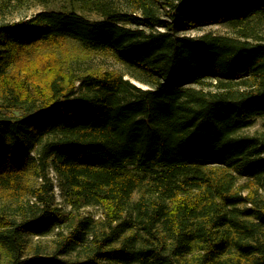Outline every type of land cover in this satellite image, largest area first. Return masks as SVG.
<instances>
[{
    "label": "trees",
    "instance_id": "obj_1",
    "mask_svg": "<svg viewBox=\"0 0 264 264\" xmlns=\"http://www.w3.org/2000/svg\"><path fill=\"white\" fill-rule=\"evenodd\" d=\"M114 1L0 23V264H264V0Z\"/></svg>",
    "mask_w": 264,
    "mask_h": 264
},
{
    "label": "rangeland",
    "instance_id": "obj_2",
    "mask_svg": "<svg viewBox=\"0 0 264 264\" xmlns=\"http://www.w3.org/2000/svg\"><path fill=\"white\" fill-rule=\"evenodd\" d=\"M115 5L119 8L127 9L124 0H115ZM77 9L79 13H82L91 20H99L101 16L94 11L80 8L77 4V0H0V23L4 22H15L30 18L36 13L44 10H57V11H68L73 8ZM206 32H213L218 35H231L233 30L223 24H212L202 27L199 30L189 31L187 34L192 36H199ZM70 50L73 51V55L80 58L77 63L78 68L85 73L86 71H113L120 72L126 77H130L128 69L119 62L114 56L110 54H94L85 56V54L77 51L75 46L70 45ZM83 54V55H80ZM86 57V58H85ZM141 85V84H140ZM1 115V113H0ZM264 133V118H258L251 122L249 126L243 129V135H257ZM55 181L54 173L51 174ZM56 182V181H55ZM56 204L62 206L64 210L69 211L70 207L63 203L59 188H55ZM82 214L92 216L95 220L103 219V212L98 206H89L81 211ZM54 233L48 237L41 239L34 238L33 243L40 242L41 245L47 249L51 248V241L54 238Z\"/></svg>",
    "mask_w": 264,
    "mask_h": 264
}]
</instances>
